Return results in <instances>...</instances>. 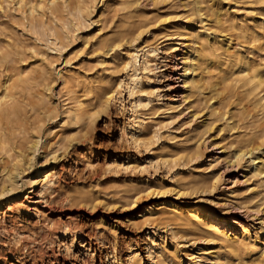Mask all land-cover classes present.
Returning <instances> with one entry per match:
<instances>
[{"label": "rangeland", "instance_id": "obj_1", "mask_svg": "<svg viewBox=\"0 0 264 264\" xmlns=\"http://www.w3.org/2000/svg\"><path fill=\"white\" fill-rule=\"evenodd\" d=\"M15 1L0 0V94L17 76L0 103V184L41 141L14 206L0 200V264H264V0H25L43 5L34 15ZM196 39L200 84L186 93L182 61ZM75 97L91 113L80 123L66 114ZM241 147L253 150L243 162ZM211 155L215 186L202 166ZM166 207L214 211L247 240L210 242Z\"/></svg>", "mask_w": 264, "mask_h": 264}, {"label": "bare ground", "instance_id": "obj_2", "mask_svg": "<svg viewBox=\"0 0 264 264\" xmlns=\"http://www.w3.org/2000/svg\"><path fill=\"white\" fill-rule=\"evenodd\" d=\"M12 1V0H11ZM41 1V0H40ZM44 1V0H43ZM50 1V6H53V5H55V3H56V1L57 0H49ZM63 1V0H62ZM65 1V0H64ZM17 4H19L20 6H28V12L31 14V15H34V14H37V13H39L40 11H42V9H43V5L42 4H33V3H29L28 5L26 4V2H25V0H18V2L17 1H15ZM38 2H39V0H38ZM58 2V1H57ZM60 3H61V1H59ZM94 2V1H93ZM12 3H14V2H12ZM15 3V4H16ZM35 3V2H34ZM67 3V2H66ZM198 3V2H197ZM197 3H196V5H197ZM64 4V3H63ZM12 5H14V4H12ZM11 5V6H12ZM67 5V4H66ZM15 6V5H14ZM17 6V5H16ZM65 6V5H64ZM103 6V5H102ZM199 6H200V4H199ZM46 7H47V5H46ZM49 7V6H48ZM61 7V6H60ZM66 7V6H65ZM67 7H68V5H67ZM21 8V7H20ZM45 8V7H44ZM55 8V7H54ZM63 8V7H62ZM200 8V7H199ZM17 9V8H16ZM18 9H19V7H18ZM52 9V8H51ZM55 9H57V7L55 8ZM54 9V10H55ZM84 8H82V10H83ZM54 10H51V12L53 11V12H55ZM87 10V12L86 13H88V9H86ZM21 11V10H20ZM26 12V11H25ZM219 12V11H218ZM27 13V12H26ZM104 13H105V11H104ZM103 13V14H104ZM54 14V13H53ZM85 14V13H84ZM81 18H83L84 20H85V16L83 15V12L81 11V9H80V12H79V14H78ZM219 16H220V13L218 14ZM38 16V15H37ZM197 16H198V14H197ZM25 17V16H24ZM50 17H51V13H50ZM199 19V18H198ZM206 19H208V18H206ZM216 19H217V16H216ZM25 20H26V18H25ZM55 20V19H54ZM30 21L32 22V20L30 19ZM35 21V20H34ZM90 21V20H89ZM205 21V20H204ZM221 21V20H220ZM40 22V21H39ZM55 22V21H54ZM80 22H82V21H80ZM200 22V21H199ZM29 23V22H28ZM218 23V22H217ZM32 24V23H31ZM35 24H36V22H35ZM49 24V23H48ZM33 25V24H32ZM56 25V24H55ZM32 27V26H31ZM61 27V26H60ZM66 27V26H65ZM34 28H37V27H35L34 26ZM41 29H43V26L41 27ZM54 29V28H53ZM52 29V30H53ZM57 29V28H56ZM44 30V29H43ZM42 30V31H43ZM48 31H49V29H48ZM41 32V31H40ZM45 32V31H44ZM53 32V31H52ZM52 32H50V33H52ZM41 34V33H40ZM43 35H45L44 33H42V37H43ZM48 35V34H47ZM39 36V35H38ZM46 36V35H45ZM44 36V37H45ZM55 36V35H54ZM52 37V44H53V47L54 48H56V46H57V41H58V39L56 38V37ZM60 36V35H59ZM44 37H43V41H44ZM50 37V36H49ZM63 37V36H62ZM180 37V36H179ZM41 38V37H40ZM46 38V37H45ZM47 39H49V38H47ZM60 39H61V36H60ZM204 39V38H203ZM183 40V39H182ZM187 40H190V39H187ZM206 40V39H205ZM38 41V40H37ZM185 41V40H184ZM9 42V41H8ZM11 42V41H10ZM41 43H42V41H40ZM49 43H50V39H49ZM203 43V42H202ZM189 44V43H188ZM199 43H198V40L196 39L195 40V42H193L191 45H185L186 46V49L187 50H185V52H184V58H183V61H182V64H183V71H184V73H183V75H182V78H183V87H184V89H185V91H186V93H188L191 89H193L194 87H198L199 86V84H200V82H199V80L197 79V77H198V74H197V71H198V60H199V58H200V50H199V48H195V46L196 45H198ZM110 45H112V44H110ZM175 46H178L179 44L178 43H175L174 44ZM180 45H182V44H180ZM210 45V44H209ZM227 45V47L229 48V46H228V44H226ZM19 46V45H18ZM109 46V45H108ZM107 46V47H108ZM168 46V45H167ZM167 46H166V48H167ZM169 47V46H168ZM201 47V46H200ZM226 47V48H227ZM109 48V47H108ZM175 48V49H174ZM174 48H172V47H170V49H174L173 50V52L175 51V52H177L179 49L177 48V47H174ZM190 48V51L188 50ZM225 48V49H226ZM224 49V48H223ZM27 50V49H26ZM112 49H110V51H111ZM230 51H231V49H230ZM154 53V51L153 50H151L150 48L148 49V50H146V51H144V53H143V64H145V65H147L148 64V59L151 57V55ZM203 54V53H202ZM24 55V54H23ZM26 55V54H25ZM27 56V55H26ZM25 56V57H26ZM24 58V57H23ZM27 58V57H26ZM25 58V59H26ZM129 58L131 59V60H134V61H136V55L133 53L132 55H130L129 56ZM25 59H23V61L25 60ZM129 59V60H130ZM13 60V59H12ZM11 60V61H12ZM133 61V62H134ZM12 62H14V61H12ZM11 62V63H12ZM25 63V62H24ZM13 64V63H12ZM233 64V63H232ZM1 66H4L3 64L1 65ZM10 66V65H9ZM12 67V66H11ZM10 67V68H11ZM5 68V67H4ZM13 68V67H12ZM12 70V69H11ZM14 70V69H13ZM7 71V68H6V70H5V72ZM8 72V71H7ZM18 72V71H17ZM15 73V72H14ZM13 73V74H14ZM19 73V72H18ZM42 73V72H41ZM47 73V72H46ZM67 73H68V71H67ZM70 73V72H69ZM10 74V73H9ZM247 73H244L243 75H246ZM15 75V74H14ZM17 75V74H16ZM45 75V74H44ZM249 75V74H248ZM68 76V75H67ZM11 77V76H10ZM17 77V76H16ZM16 77H15V79H16ZM68 77H70V76H68ZM8 78V77H7ZM20 78V77H19ZM35 78V77H34ZM71 78V77H70ZM201 78V77H200ZM14 78H13V84H17V82H16V80H15ZM65 79V78H64ZM67 79V78H66ZM65 79V82H67V80ZM73 79V78H72ZM9 80V79H8ZM14 80H15V83H14ZM253 80V79H252ZM252 80H250V81H252ZM44 81H46V80H44ZM71 81V80H70ZM29 82H30V80H29ZM11 83V82H10ZM251 83V82H250ZM253 83V82H252ZM11 85V84H9V85H11V87L10 88H12V86L14 87V85ZM40 84V86H41V83H39ZM38 84V85H39ZM64 84V83H63ZM202 84V83H201ZM9 85H8V81L5 83V87H4V89H2L3 91L1 92V94H0V103H2V102H5L7 99H10V98H12V94H10V88H9ZM50 85V84H49ZM111 85V84H110ZM27 86V85H26ZM39 86V87H40ZM52 86V85H51ZM65 86H66V84H65ZM76 86V85H75ZM47 89V91H49L51 88L49 87H46ZM91 88V87H90ZM87 89V88H86ZM35 90V89H34ZM33 90V91H34ZM112 90V89H111ZM111 90H109V91H106L105 92V94H104V96H103V100H102V102H101V104L105 107V108H107L108 106H109V104H110V102L113 100V97H114V93L111 91ZM45 91V90H44ZM73 91V90H72ZM196 91V90H195ZM14 92V91H13ZM102 93V92H101ZM197 93V92H196ZM40 94H42V92L40 93ZM194 94V93H193ZM13 95H14V93H13ZM43 95V94H42ZM91 95V94H90ZM27 96V95H26ZM29 96V95H28ZM34 96V95H33ZM28 98V97H27ZM46 98H47V96H46ZM76 98V97H75ZM45 99V98H44ZM80 99L82 100V98L80 97ZM79 99V97H77L74 101H73V103H72V105L66 110V114H67V116L69 117V118H71V120L72 121H74L75 123H78L79 121H81L85 116H87V115H90V114H88L89 113V111H87L86 109H85V103L83 102V100L81 101ZM101 99V98H100ZM187 95H185L184 96V98H183V102L185 103L186 101H187ZM99 100V99H98ZM10 101V100H9ZM10 103H11V101H10ZM47 103H48V101H47ZM47 103H45V105L47 104ZM98 103V102H97ZM100 103V102H99ZM98 103V104H99ZM32 104V103H31ZM11 105H14L13 103L11 104ZM19 105V104H18ZM43 106V105H42ZM48 106V105H47ZM69 106V105H68ZM90 107H91V105H89ZM98 106H100V104L98 105ZM28 107V106H27ZM88 107V106H87ZM57 108V107H56ZM3 108H1V110H2ZM44 109V108H43ZM90 109V108H89ZM58 111V110H57ZM64 111V110H63ZM31 112V111H30ZM45 112V111H44ZM43 112V113H44ZM1 113V112H0ZM14 114V112L12 111V110H10L9 111V113H8V115L9 116H12ZM48 115H50L49 113H47ZM6 115V114H5ZM35 115V114H34ZM93 115V114H92ZM7 116V115H6ZM14 116V115H13ZM16 117V116H15ZM34 117H36V116H34ZM48 117V116H47ZM89 117V116H88ZM5 119V118H4ZM85 119H88L87 117L85 118ZM89 119H90V117H89ZM9 119L8 118H6V122L8 121ZM64 120V119H63ZM67 120V119H66ZM65 120V121H66ZM15 121V120H14ZM87 121V120H86ZM62 123H63V121H62ZM80 123V122H79ZM67 124H69V123H67ZM14 125V124H13ZM7 126V125H6ZM37 126V125H36ZM64 126V125H63ZM13 127V126H12ZM11 127V129H13V130H15L14 128H12ZM21 128V127H20ZM23 129V128H22ZM51 129V128H50ZM7 129H5V132H7L6 131ZM52 130V129H51ZM18 130L16 129V132H17ZM24 131V130H23ZM23 131H21V133H23ZM53 131V130H52ZM1 132H3V131H1ZM27 132V131H26ZM25 132V133H26ZM60 134V133H59ZM17 135H18V133H17ZM70 136H72L71 134H69ZM13 136V135H12ZM21 136H22V134H21ZM26 136V135H25ZM6 137H5V135H4V133L0 136V147L2 146V145H6V139H5ZM16 138H17V136H16ZM15 138V139H16ZM20 137L18 136V138H17V140L19 139ZM22 138V137H21ZM26 139V138H25ZM35 139H36V137H35ZM41 139V138H40ZM39 138L36 140V141H34L33 143H31L30 144V146L27 148V151H26V153H25V159L24 158H22V156H17L15 159L17 160L16 161V163H14V164H12V169L10 170H7V172H6V174L5 173H3L2 172V170H1V172L5 175V177H6V179L5 180H3L2 182H1V184H0V200L2 199V198H5L6 196H10L9 198H10V204L9 205H13L14 203H13V201H14V198L15 197H13L14 196V194L16 193V191H17V189H16V185H17V183L20 181V182H22L23 181V178H22V176L24 175V173L26 172V169L25 170H23L22 169V163H23V161H25V166L26 165H28L29 166V168L30 169H33V164H34V162H35V159H36V156H37V153L39 152V147H40V140ZM23 139H20V141H22ZM19 141V142H20ZM24 141V140H23ZM26 141H27V139H26ZM14 142H16L15 140H14ZM18 142V143H19ZM10 144V143H9ZM23 144V143H22ZM15 145V144H14ZM210 145V144H209ZM20 146H22L23 147V145H20V143H19V145H18V148H20ZM26 145H24V147H25ZM42 147V146H41ZM11 148V147H10ZM17 149V148H16ZM22 149V148H21ZM11 151H13L14 149L13 148H11L10 149ZM18 150V149H17ZM202 150L200 149V148H198L197 149V151H196V153H195V157H193V158H195V159H197V160H200V158H202L203 157V155H202V152H201ZM10 152V151H9ZM19 152H20V150H19ZM57 152V151H56ZM252 152H253V150H251V149H247V148H245V147H241V148H239L237 151H236V153H235V159L237 160V161H242V160H244L245 159V157L246 156H248L249 154L251 155L252 154ZM21 153V152H20ZM23 153H24V151H23ZM3 155V154H2ZM14 155V154H13ZM51 156V155H50ZM5 157V156H4ZM11 157H12V155H11ZM210 158V160H208V161H206L205 162V164L204 165H202V166H204L205 167V172L207 171V173L209 174H211V177H212V179H214V184H213V186H215L216 184H217V182H218V177H217V174L216 173H213L214 172V170L213 169H215L214 167L219 163V158H215L214 156H209ZM251 158L250 159H248L249 161H247V162H250L249 164V167H256V169H255V171H257L258 170V165H257V163H256V159L254 158V157H252V156H250ZM3 158V157H2ZM6 158V157H5ZM24 159V160H23ZM51 159V158H50ZM58 159H59V156L58 157H56V156H53V161L56 163L57 161H58ZM194 159V160H195ZM4 160H6V159H3L2 161H4ZM45 162L42 164V167H45V166H47L48 165V162L50 161V160H48L47 161V159L45 158ZM206 160V159H205ZM7 161V160H6ZM6 161H5V166L7 165V163H6ZM203 161H204V157H203ZM1 162V161H0ZM243 162V161H242ZM2 163V162H1ZM23 165V166H24ZM2 166V168H4V165H1ZM24 166V167H25ZM9 167V166H8ZM5 171H6V169H4ZM3 170V171H4ZM2 173H1V175H2ZM50 173V174H49ZM4 179V178H3ZM52 179H54V176L52 175V173H51V171L50 172H48V174H47V176H45V179H44V181H43V187L45 186V185H47L48 183H50V182H52ZM29 183H30V185L32 186V187H34L36 184H37V182H32V180H29ZM91 195V194H90ZM13 203V204H12ZM8 205V206H9ZM14 206V205H13ZM8 208H10L11 209V207L9 206ZM165 210H167V211H171V212H176L177 214H175L174 216H176L177 218H179V219H186V221H187V223L189 224V225H191V226H193V227H195V228H197L200 232H202L203 234H205V235H209L210 236V238H211V240H210V242H214L213 240L214 239H217V238H221L223 241L225 240L224 238H226V240L228 241H232V242H237V241H240V240H243V239H245V241L247 240L246 238H247V236H246V238L245 237H238V236H236V237H234V236H232L231 237V235H228L226 232H225V229H227V228H231V227H233V229L236 227V225H237V223L238 222H235V221H229L228 219H225V216H218L214 211L212 212V211H207L206 212V210H203L201 207H199L198 208V210H195L194 212H191L189 215H185L184 213H182V212H180L177 208H172V207H166V208H164ZM204 214V217H202V215ZM206 218V219H205ZM185 222V221H184ZM244 229H245V226H244ZM197 230V231H198ZM196 231V232H197ZM221 231V234H222V237L220 236V237H218L217 236V233L219 234V232ZM246 231V230H245ZM199 234V233H198ZM246 234V233H245ZM242 236H244V235H242ZM234 238H235V240H234ZM208 239V238H207ZM218 240V239H217ZM209 241V240H208ZM220 241V240H219ZM252 241V240H251ZM261 242V243H260ZM230 243V242H229ZM258 243V245L259 244H261V245H263L264 246V243H263V241H259V242H257ZM256 243V244H257ZM254 244V243H253ZM257 246V245H256ZM256 246H255V249H256ZM258 247V246H257ZM261 250H262V248H261ZM235 251V250H234ZM237 251V250H236ZM250 251V250H249ZM250 253V252H249ZM260 254H261V256H263V254H264V249L262 250V252H260ZM238 255V254H237ZM247 255V254H246ZM260 257V256H259ZM224 258V257H223ZM262 258V257H261ZM226 259H229V258H226ZM218 260H219V258H218ZM223 260V259H222ZM245 260V259H244ZM252 260V259H251ZM254 260V259H253ZM256 261V260H255ZM227 262V261H226ZM236 263V262H235ZM248 262H246V264H247ZM254 263V262H253ZM130 264H133V262H131ZM224 264H227V263H225L224 262ZM256 264H262L261 263V261L260 260H257V262H256Z\"/></svg>", "mask_w": 264, "mask_h": 264}]
</instances>
